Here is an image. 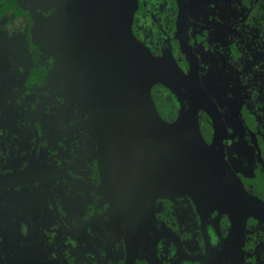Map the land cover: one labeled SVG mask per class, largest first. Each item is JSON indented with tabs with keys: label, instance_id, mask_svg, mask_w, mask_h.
<instances>
[{
	"label": "flooded vegetation",
	"instance_id": "obj_1",
	"mask_svg": "<svg viewBox=\"0 0 264 264\" xmlns=\"http://www.w3.org/2000/svg\"><path fill=\"white\" fill-rule=\"evenodd\" d=\"M0 264H264V0H0Z\"/></svg>",
	"mask_w": 264,
	"mask_h": 264
},
{
	"label": "water",
	"instance_id": "obj_2",
	"mask_svg": "<svg viewBox=\"0 0 264 264\" xmlns=\"http://www.w3.org/2000/svg\"><path fill=\"white\" fill-rule=\"evenodd\" d=\"M132 50H133L132 55L135 54L134 52L138 51V49H136L135 47L132 48ZM57 60L59 62V65H61V55L57 56ZM132 68H133V71H135L138 74L139 77L142 76L141 67L133 66ZM125 83H126L125 82V78H123L124 86H125ZM152 84H153V80L151 79L149 84H148V86H146V85L142 86L143 88L139 92L140 93V97L143 95L144 98H145L143 100L144 107L150 109L149 113L145 114V116H148V120H147L149 122V123H147L148 124V128L145 127V126H144L145 128L143 127L145 132L147 133L146 136H145L146 139H144V141L146 142V144H145L146 148L145 149H148L149 153L151 152V150L153 148L155 149V145H157L158 142H162V139H163V135L162 134H164V133H165L164 134V141H165V145H166V141L169 139V138L167 139V134L172 135L173 130L176 129V126H177V124H168L167 122H164L160 118L159 114L157 113L156 108H155V104H154V102H153V100H152V98L150 96V88H151ZM133 85L135 86L136 84L133 82ZM140 97L135 98L133 96V100H132L130 105L135 107L136 105H135L134 101L141 100ZM140 107H141V104H140ZM154 125L156 126V128H153ZM160 126H162L161 129H160ZM120 129L121 128H119V130ZM198 136H199V138H197L198 139V143L201 146H203V145L206 146L204 141H203V139L201 138V135L199 134V129H198ZM145 158L146 157L144 156L142 162H140L141 164H139V169H138L139 171L137 173L133 174L135 176V178L134 177L132 178V180H134V182H137V180L140 178V176L143 173V169H144V167L146 165L144 163V159ZM181 160L183 161V159H181ZM164 161L166 162L167 166L171 165V168L170 169H165L164 172L168 173V178H165V185L164 186H160L159 188H155V190H161L160 193L158 191H155L154 192L155 195L161 196V193L164 194V193L172 192V190L174 189V183H176L178 180H180L183 183L182 184H177V187L182 188V185H185V184H187L188 186H191V180L182 179V178H180V179L176 178L175 179L173 177L174 174H173V171H172V164H173L174 160H172V158H165ZM133 187H135V184L133 185ZM139 187H141V186H139ZM126 195H131V194H126Z\"/></svg>",
	"mask_w": 264,
	"mask_h": 264
}]
</instances>
